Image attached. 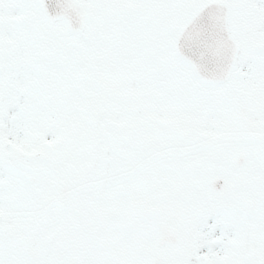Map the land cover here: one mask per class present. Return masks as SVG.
I'll return each mask as SVG.
<instances>
[{
	"label": "snow or ice",
	"instance_id": "1",
	"mask_svg": "<svg viewBox=\"0 0 264 264\" xmlns=\"http://www.w3.org/2000/svg\"><path fill=\"white\" fill-rule=\"evenodd\" d=\"M0 264H264V0H0Z\"/></svg>",
	"mask_w": 264,
	"mask_h": 264
}]
</instances>
